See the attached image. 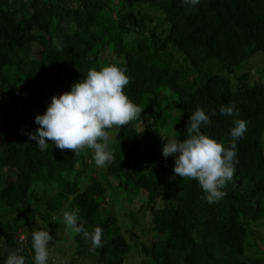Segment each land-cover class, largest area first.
<instances>
[{"label": "trees", "instance_id": "obj_1", "mask_svg": "<svg viewBox=\"0 0 264 264\" xmlns=\"http://www.w3.org/2000/svg\"><path fill=\"white\" fill-rule=\"evenodd\" d=\"M258 52L264 0H0V264L14 250L34 264L36 219L54 227L67 211L89 232L101 227L102 246L84 247L74 231L69 250L49 248L48 264H127L133 251L142 264H264V82L226 76ZM113 63L127 68L123 91L143 110L107 130L111 162L52 141L39 150L28 136L35 115L88 69ZM229 104L247 132L227 195L209 204L198 181L174 174L162 136L187 138L203 107L211 122L201 130L227 146L235 117L219 108ZM92 167L100 175L82 187Z\"/></svg>", "mask_w": 264, "mask_h": 264}, {"label": "clouds", "instance_id": "obj_2", "mask_svg": "<svg viewBox=\"0 0 264 264\" xmlns=\"http://www.w3.org/2000/svg\"><path fill=\"white\" fill-rule=\"evenodd\" d=\"M200 0H182L195 6ZM127 68L109 64L100 69L90 68L83 78L73 82L69 91L53 95L43 114L34 117L38 125L35 132L28 133L41 151L48 148L49 141L59 149L77 152L85 148L94 150L97 166L105 167L113 159L109 149L108 129L122 127L141 116L142 108L132 102L123 89L130 83ZM222 115L235 117L230 129V141H224L203 132L202 127L210 124V116L203 107L190 115L187 138L162 136L165 141L162 155L174 157V174L198 181L209 204L218 203L227 193L223 190L235 173L237 141L247 132V121L239 118L235 104L221 105ZM63 221L77 234L90 240L93 250L102 246L103 229L96 226L92 232L79 224L77 212L67 211ZM53 237L48 226L32 233L34 264H48L49 244ZM20 250L11 251L5 264H25Z\"/></svg>", "mask_w": 264, "mask_h": 264}, {"label": "rangeland", "instance_id": "obj_3", "mask_svg": "<svg viewBox=\"0 0 264 264\" xmlns=\"http://www.w3.org/2000/svg\"><path fill=\"white\" fill-rule=\"evenodd\" d=\"M242 74H246V75L250 76V78L247 79L249 84H252L254 82H264V55L260 52L256 53L254 56H252L250 59H248L245 63L238 66V68L236 69V71L233 74H227L226 76L229 79H234V78H237L238 75H242ZM9 100H10V96L7 94H4L2 101L8 102ZM173 158L174 157L171 156L170 159H173ZM98 172H100V170L97 167H92V169L89 171V173L81 180L82 187H84L87 183H89L91 177L97 176V175L99 176L100 173H98ZM118 201H120V203H121L120 208H121L122 212H126L130 208V205L125 203L124 199L119 198V199H117V203H119ZM106 206H108L110 208H114L115 210H117L119 208V206L115 205L111 201V199H109V201H107ZM61 217H62V214H61ZM56 220H57V217H55V218L51 217L50 221H54L55 226L54 227H48L49 233L53 237V239L50 243L55 244V246H52L49 244V248L51 249V253L54 254L55 256L57 254H60V251H59L60 249H64L66 251H67L68 247L70 249L71 243H65L64 244V242L66 239H69V236L71 239H73V235H74V230H73V234H71L72 228L70 226H67L64 223V221H60V222L56 223ZM36 221L38 223V224H36V226H37L36 230L38 228H42V227H39V226H41L40 225L41 222L38 221L37 219H36ZM125 223L126 224L129 223L127 221V219L125 220ZM262 236H264V233H262ZM155 238H157V235L151 234V233L147 237L148 240H152ZM91 245H92L91 241L87 240V241H85L84 247L85 246H91ZM64 259H65V257H61V258H59V261L63 262ZM142 259L143 258L138 254L137 251H133L127 259V261H128L127 264H142V262H143ZM80 263L81 264H87L88 260L83 258L80 261Z\"/></svg>", "mask_w": 264, "mask_h": 264}]
</instances>
